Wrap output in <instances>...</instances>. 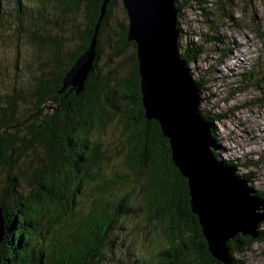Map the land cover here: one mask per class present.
I'll return each mask as SVG.
<instances>
[{
	"label": "trees",
	"instance_id": "16d2710c",
	"mask_svg": "<svg viewBox=\"0 0 264 264\" xmlns=\"http://www.w3.org/2000/svg\"><path fill=\"white\" fill-rule=\"evenodd\" d=\"M120 2L110 1L101 18L103 0H0V23L36 46L38 65L43 53H52L25 87L18 84L24 79L17 63L0 67L13 80L0 90V264H221L191 211L187 180L173 163L169 140L145 115L125 11L124 21H113ZM192 3L213 33L183 47L178 43L179 57L190 65L206 49L216 54L207 70L194 71L196 79L189 70L200 99L210 80H224L233 93L259 91L244 105L264 110V61L220 70L232 44L217 34L201 7L204 0H174L178 14ZM97 26L93 67L76 93L63 79ZM199 111L215 143L218 117ZM111 129L122 130L121 148L128 145L122 170L105 165L110 154H121L109 149ZM224 155L217 146L219 161L247 183L257 180L253 170L264 165V154L256 160ZM255 195L264 199L263 191ZM263 226L255 239L237 235L227 243L231 264H245L235 257L264 240Z\"/></svg>",
	"mask_w": 264,
	"mask_h": 264
},
{
	"label": "water",
	"instance_id": "95a60500",
	"mask_svg": "<svg viewBox=\"0 0 264 264\" xmlns=\"http://www.w3.org/2000/svg\"><path fill=\"white\" fill-rule=\"evenodd\" d=\"M103 0L101 18L108 3ZM128 21L127 40L136 47L143 107L169 140L172 160L187 180L191 211L198 217L211 256L231 264L227 243L237 235L257 238L264 221V199L255 195L233 168L216 158L211 124L199 111L200 94L179 57L174 0H121ZM63 79L83 90L95 59L96 35ZM5 219L0 207V243Z\"/></svg>",
	"mask_w": 264,
	"mask_h": 264
},
{
	"label": "rangeland",
	"instance_id": "374dc122",
	"mask_svg": "<svg viewBox=\"0 0 264 264\" xmlns=\"http://www.w3.org/2000/svg\"><path fill=\"white\" fill-rule=\"evenodd\" d=\"M201 7L208 11L207 15L214 22L212 26H217V34L232 44L230 57L223 62L225 68L220 67V70L231 69L234 65L244 67L257 60L263 63L264 0H204ZM122 9L120 2L114 13L113 21L125 20ZM177 21L181 22V33L177 41L180 47L189 41L199 42L203 35L213 33L208 31L203 14L193 3L181 8ZM4 27L0 23V67L5 65L13 69L17 63L16 66L21 70L19 74L24 75L20 76L24 80H19L18 84L20 87H25L26 82H30L32 76H36L35 67L48 63L52 53L50 50L43 53L41 64L38 65L36 46L29 45L24 36ZM215 59L216 54L207 52L206 49V53L190 65L186 64V67L193 74V79H196L194 71L196 69L207 70ZM3 71L0 69V79L4 80L0 86L2 92L6 87L13 85L12 75L6 77ZM224 82V80L215 79L213 81L212 79L206 84L202 90L204 94L201 95L199 109L208 110L218 117L217 121L213 122V135H215V144L225 152L226 156L224 155L223 158L239 157L256 160L259 155L264 154V110L244 104L255 99L260 92L249 88L233 93L229 86L224 87ZM121 131V129H111L109 132V143L111 142L109 149L118 148L121 154H110V160L105 164L107 170L114 167L123 169L122 155L127 153L128 145L124 143L121 148L120 144L124 141ZM253 171L256 173L257 180L248 183V186H251L254 191L264 192V165L257 166V169ZM235 258L243 260L245 264H264V240L252 244L250 249L239 253Z\"/></svg>",
	"mask_w": 264,
	"mask_h": 264
},
{
	"label": "bare ground",
	"instance_id": "6f19581e",
	"mask_svg": "<svg viewBox=\"0 0 264 264\" xmlns=\"http://www.w3.org/2000/svg\"><path fill=\"white\" fill-rule=\"evenodd\" d=\"M177 15H178V14H177ZM188 74L190 75V71H189V69H188ZM190 78H191V80L193 81L191 75H190ZM247 185H248V184H247ZM253 191H254V190H253Z\"/></svg>",
	"mask_w": 264,
	"mask_h": 264
}]
</instances>
